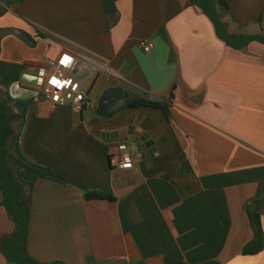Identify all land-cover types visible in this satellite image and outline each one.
I'll use <instances>...</instances> for the list:
<instances>
[{
  "label": "crops",
  "instance_id": "1",
  "mask_svg": "<svg viewBox=\"0 0 264 264\" xmlns=\"http://www.w3.org/2000/svg\"><path fill=\"white\" fill-rule=\"evenodd\" d=\"M220 1L229 32L264 35V0ZM0 30L8 32L0 63L20 68L8 93L27 103L21 153L71 182L33 185V260L264 264V250L243 255L255 237L247 207L256 201L264 231L263 43L227 46L189 0H115L111 14L104 0H26L0 18ZM143 39L154 43L150 53L140 49ZM63 52L109 71L85 72L81 112L51 107L36 79ZM110 89L123 91L125 108L106 117ZM139 94L166 102L170 120L160 109L127 108L126 96ZM121 144L141 156L130 170L111 165ZM80 186L116 201H87ZM14 231L0 206V264H14L1 251Z\"/></svg>",
  "mask_w": 264,
  "mask_h": 264
},
{
  "label": "trees",
  "instance_id": "2",
  "mask_svg": "<svg viewBox=\"0 0 264 264\" xmlns=\"http://www.w3.org/2000/svg\"><path fill=\"white\" fill-rule=\"evenodd\" d=\"M26 0H0V17L9 9ZM213 24L216 34L227 46L235 50L245 49L249 43L257 41L264 44V35L248 36L229 32L225 23L228 6L220 0H189ZM1 31V30H0ZM42 37V33L38 32ZM27 43L34 47L35 43L26 38ZM20 68L0 63V86H4L5 99L0 98V206H2L15 225L12 235L2 240L1 251L6 259L14 264H42L33 260L27 252V237L30 224L31 190L35 182L47 179L61 185L71 184L55 171L33 164L25 159L20 150V129L25 120L27 103L12 99L8 93L11 82L18 80ZM126 107H148L160 109L170 120L169 105L166 102L151 100L144 94L127 95ZM15 123H20V129L15 131ZM87 201L116 199L109 194L92 188L80 186ZM258 201L247 207V214L254 232V240L243 248L244 256H255L264 250V231L258 212ZM51 264H64L54 262Z\"/></svg>",
  "mask_w": 264,
  "mask_h": 264
},
{
  "label": "built area",
  "instance_id": "3",
  "mask_svg": "<svg viewBox=\"0 0 264 264\" xmlns=\"http://www.w3.org/2000/svg\"><path fill=\"white\" fill-rule=\"evenodd\" d=\"M139 47L144 53H150L154 43L150 39H143L139 42ZM86 71L91 75L109 72L95 60L70 52H63L49 60L46 68L39 71L37 78L42 98L53 108L71 105L81 112L88 106L87 95L83 90L84 81L81 79ZM117 152L111 159V165L120 170L132 169L135 161L141 157L134 145H118Z\"/></svg>",
  "mask_w": 264,
  "mask_h": 264
},
{
  "label": "water",
  "instance_id": "4",
  "mask_svg": "<svg viewBox=\"0 0 264 264\" xmlns=\"http://www.w3.org/2000/svg\"><path fill=\"white\" fill-rule=\"evenodd\" d=\"M104 8L107 14L115 8V0H104ZM37 79V78H36ZM24 80H31V77L25 76ZM102 104L105 106L104 115L112 116L125 108V96L121 89L108 90L102 99Z\"/></svg>",
  "mask_w": 264,
  "mask_h": 264
},
{
  "label": "rangeland",
  "instance_id": "5",
  "mask_svg": "<svg viewBox=\"0 0 264 264\" xmlns=\"http://www.w3.org/2000/svg\"><path fill=\"white\" fill-rule=\"evenodd\" d=\"M8 12H9V11L5 12L4 15H6ZM4 15H3V16H4ZM3 16H1V17H3ZM1 17H0V18H1ZM7 34H8L7 31H0V44H1V41H2L5 37L8 36ZM45 62L47 63L48 60H45ZM86 76H87L86 73H83L82 76H81V79H85ZM0 89H5V87H2V86H1ZM9 90H10V89H9ZM0 98H1V99H5V91H4V90H0ZM14 129H15L16 132H18L19 129H20V123H15V125H14Z\"/></svg>",
  "mask_w": 264,
  "mask_h": 264
}]
</instances>
